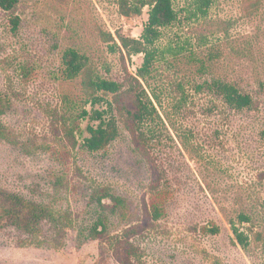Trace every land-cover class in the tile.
<instances>
[{
  "label": "rangeland",
  "instance_id": "rangeland-1",
  "mask_svg": "<svg viewBox=\"0 0 264 264\" xmlns=\"http://www.w3.org/2000/svg\"><path fill=\"white\" fill-rule=\"evenodd\" d=\"M120 2L19 0L11 12L0 9V94L10 101L0 117V198L20 197L55 221L42 223L40 239L0 225V264H120L109 243L82 230L100 216L111 236L146 221L151 172L111 110V95L88 98L82 77L68 79L62 61L73 49L95 78L122 82L126 68L137 74L145 56H128L117 35L140 38L149 7L125 18ZM174 7L178 19L162 30L143 82L160 116L147 128L172 199L167 217L134 240L133 264H264V0H215L203 11L198 0H174ZM12 17L20 18L16 32ZM212 79L241 86L255 107L230 110L206 86ZM96 112L114 117L119 133L92 153L84 139L99 124ZM65 126L74 129L75 148ZM103 188L123 210L109 198L98 202ZM213 225L218 233L203 230ZM233 226L245 233V248ZM59 228L66 236L56 247L49 237Z\"/></svg>",
  "mask_w": 264,
  "mask_h": 264
},
{
  "label": "trees",
  "instance_id": "trees-1",
  "mask_svg": "<svg viewBox=\"0 0 264 264\" xmlns=\"http://www.w3.org/2000/svg\"><path fill=\"white\" fill-rule=\"evenodd\" d=\"M19 0H0V9L5 12L14 10ZM215 0H198L199 10L210 7ZM145 7H149L148 21L144 26L140 38L126 37L118 34V40L123 50L128 56L143 54L145 56L144 64L133 75L125 69V76L122 82H114L95 78L90 67L88 58L76 50H67L62 58L65 67V74L68 79L82 77V88L86 96L93 101L98 98L99 92L111 95V110L120 118L125 130L129 133L134 152L148 166L151 172V182L146 204V221L131 225L124 229L121 234L111 236L109 232V219L100 216L98 224L89 229L82 230V237L95 241H104L112 246L114 255L120 264H133L138 256V248L134 245V240L148 233L154 224L167 217V205L172 199V192L165 186L166 179L164 171L161 168V162L155 154L153 147L152 133L147 125L153 116L158 112L155 104L149 96L145 85L147 77L151 73L153 63L156 57V44L162 36V30L171 27L178 19V14L174 7V0H138L131 4L128 0H121L120 14L125 18L141 16ZM12 32H16L20 26V18L12 17L10 20ZM107 41L115 42L112 34H108ZM209 91L217 95L223 104L230 110L243 112L252 110L256 101L251 93L244 90L241 86L227 79H212L206 83ZM10 107V101L0 94V117H3ZM97 113V126H88L89 136L84 139V147L89 152H100L118 137L117 123L114 117H105V112ZM88 114H86L87 116ZM85 117V116H84ZM0 125V137L3 136ZM65 138L69 145L75 148L78 142L75 137L74 129L71 127L63 128ZM264 176V175H263ZM99 203L103 198L111 199L116 208L123 210V204L120 199L115 198L107 188L96 192ZM126 212L121 214L123 217ZM54 214L47 209H35L34 205L20 197L13 196L3 203L0 198V225H8L16 228L21 233L30 236L33 239H40L42 223L46 220L55 222L52 219ZM54 217V216H53ZM101 217H104L101 218ZM125 217V216H124ZM241 223H246L249 218L241 216ZM52 223V222H51ZM53 224V223H52ZM54 225V224H53ZM69 227L71 223L67 224ZM208 233H218L219 229L213 225V229L204 227ZM56 247L64 245L66 232L59 228L51 231ZM233 233L237 242L245 248L247 246V237L245 233L240 232L233 226Z\"/></svg>",
  "mask_w": 264,
  "mask_h": 264
}]
</instances>
